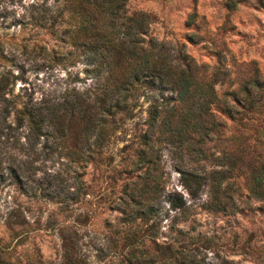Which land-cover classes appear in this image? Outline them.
<instances>
[{"label":"rangeland","instance_id":"1","mask_svg":"<svg viewBox=\"0 0 264 264\" xmlns=\"http://www.w3.org/2000/svg\"><path fill=\"white\" fill-rule=\"evenodd\" d=\"M69 3L0 0V76L5 70L17 74L0 96V248L6 264H63L64 233L72 229L78 234L80 230L88 242L91 264H108V256L95 254L91 239L99 245L107 242L105 234L121 221L119 196L137 178V170L128 172L124 165L126 157L134 155L128 145L133 125L146 113L143 96L134 118L118 128L96 166L82 167L66 153L76 122L62 115L65 128L59 131L49 116L56 103L74 100L76 90L92 82V72L85 69L89 65L79 60V43L73 40L78 19ZM125 9L148 13V33L170 45L183 43L199 64H205L207 74L220 68L233 77L257 66L264 77V4L257 0H239L232 9L227 0H126ZM226 81L217 83L219 90L232 87ZM223 117L224 138L208 145L215 155L229 145L226 136L252 135L251 122L264 125V111L260 121H243L246 126ZM29 118H43L42 129L47 131L33 145ZM251 153L248 149L243 156L248 159ZM163 163L165 191L181 193L185 206L172 208L161 201L158 209L169 213L159 224L163 232L158 240L193 251L207 264H264V199L248 192L245 178L233 176L222 183L220 199L228 204L218 209L210 183L198 195L190 194L167 147ZM210 165L209 158L205 166ZM79 171L85 188L80 199ZM147 245L156 248L153 242Z\"/></svg>","mask_w":264,"mask_h":264},{"label":"trees","instance_id":"2","mask_svg":"<svg viewBox=\"0 0 264 264\" xmlns=\"http://www.w3.org/2000/svg\"><path fill=\"white\" fill-rule=\"evenodd\" d=\"M238 1L227 0L228 8L236 7ZM257 1L264 4V0ZM125 2L70 0L78 19L73 40L79 43V60L89 65L85 69L92 72V82L76 90L74 100L58 102L48 113L59 131L65 128L62 115L76 122L68 134L73 144L66 153L79 159L82 167L90 163L96 166L105 158V146L118 128L134 118L143 96L146 113L133 125L134 138L128 145L134 155H128L124 165L128 172L137 170V178L125 195L119 196L121 221L105 234L107 242L99 245L91 239L95 254L108 256V264H207L193 251L173 247L166 239L158 240L163 232L159 224L169 213V209H158L161 201L167 200L172 208L185 206L181 193L165 191L163 149L169 148L173 165L192 196L210 183L215 208H227V201L220 199L221 185L238 175L245 178L251 195L264 199V125L257 127L251 122L248 127L254 130L252 135L241 132L226 136L231 140L220 154L208 150L210 141L225 136L223 116L242 126L247 124L243 121L261 120L264 77L257 66L233 77L229 70L225 73L220 68L207 74L205 64H199L183 43L170 45L149 34V14L127 13ZM194 36L191 33L189 38L194 40ZM16 76L10 70L1 74L0 96H5ZM226 78L232 87L219 90L217 83ZM42 120L29 118L31 145L40 134L47 133ZM248 138L253 143H248ZM248 149L252 153L245 159L243 154ZM81 174L83 171H79V199L85 192ZM64 234L63 264H91L90 247L80 230L79 234L76 229ZM147 242L156 248L151 249ZM0 264H6L1 248Z\"/></svg>","mask_w":264,"mask_h":264}]
</instances>
